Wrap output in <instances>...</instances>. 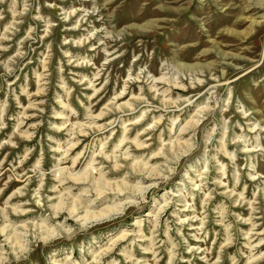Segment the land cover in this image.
Returning <instances> with one entry per match:
<instances>
[{
    "label": "rangeland",
    "instance_id": "obj_1",
    "mask_svg": "<svg viewBox=\"0 0 264 264\" xmlns=\"http://www.w3.org/2000/svg\"><path fill=\"white\" fill-rule=\"evenodd\" d=\"M0 264H264V0H0Z\"/></svg>",
    "mask_w": 264,
    "mask_h": 264
},
{
    "label": "bare ground",
    "instance_id": "obj_2",
    "mask_svg": "<svg viewBox=\"0 0 264 264\" xmlns=\"http://www.w3.org/2000/svg\"><path fill=\"white\" fill-rule=\"evenodd\" d=\"M185 130V129H184ZM182 132V131H181ZM180 133V132H179ZM180 135V134H179ZM71 176V175H70ZM86 177V176H85ZM85 177L83 178V180H85ZM74 180H79L80 178H73ZM80 181V180H79ZM69 189V188H68ZM98 190L96 191L97 192V195L96 196H98V197H104L105 195H107V194H114V192H112V188H109L110 190L107 192V191H105L104 189H99V188H97ZM63 193H61L60 194V196H57V198H58V202H61L62 201V195ZM115 194H116V196L118 197V196H120L121 195V192H115ZM68 196V195H67ZM81 199L79 198V199H76V198H74L73 200H72V202L69 204L70 206L68 207V213H69V215H72V216H75V215H77L78 213H79V204L81 203V201H80ZM56 204V203H55ZM58 205V204H57ZM61 205V204H60ZM116 206V205H115ZM57 207V206H56ZM84 207V209H83V215H82V218H84L85 220L87 219V215L89 214H91L92 216H94V217H97V216H103V218H106L107 217V214H109L112 210H114V207H107V206H105L104 208H106L105 210V212L103 211H99L98 213H96V212H92V211H89L88 209H87V207H89V205H85V206H83ZM117 207V206H116ZM58 208V207H57ZM81 217V216H80ZM7 227V226H6ZM5 230V228H3L2 229V232ZM5 232V231H4ZM115 237H117V238H115L113 241H118V242H121V241H123L124 239H125V234L122 232V233H119V234H117ZM109 246H107V247H105L102 251H101V254H102V256L104 255V254H106L107 253V251H109Z\"/></svg>",
    "mask_w": 264,
    "mask_h": 264
}]
</instances>
